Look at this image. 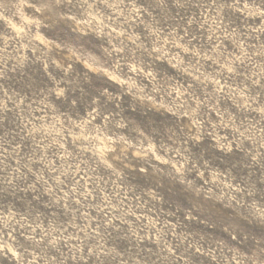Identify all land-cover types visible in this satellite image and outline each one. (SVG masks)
I'll use <instances>...</instances> for the list:
<instances>
[{"label":"clouds","instance_id":"1","mask_svg":"<svg viewBox=\"0 0 264 264\" xmlns=\"http://www.w3.org/2000/svg\"><path fill=\"white\" fill-rule=\"evenodd\" d=\"M0 264H264V0H0Z\"/></svg>","mask_w":264,"mask_h":264}]
</instances>
